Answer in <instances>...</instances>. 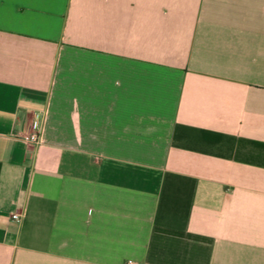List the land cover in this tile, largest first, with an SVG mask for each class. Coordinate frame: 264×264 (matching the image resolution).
<instances>
[{
  "label": "crops",
  "instance_id": "obj_1",
  "mask_svg": "<svg viewBox=\"0 0 264 264\" xmlns=\"http://www.w3.org/2000/svg\"><path fill=\"white\" fill-rule=\"evenodd\" d=\"M0 264H264V0H0Z\"/></svg>",
  "mask_w": 264,
  "mask_h": 264
},
{
  "label": "built area",
  "instance_id": "obj_2",
  "mask_svg": "<svg viewBox=\"0 0 264 264\" xmlns=\"http://www.w3.org/2000/svg\"><path fill=\"white\" fill-rule=\"evenodd\" d=\"M43 120L44 116L42 113L34 114L29 126V132L26 135L19 136L18 139L26 144H37L42 131ZM13 218L17 221L20 220L18 215H13Z\"/></svg>",
  "mask_w": 264,
  "mask_h": 264
}]
</instances>
